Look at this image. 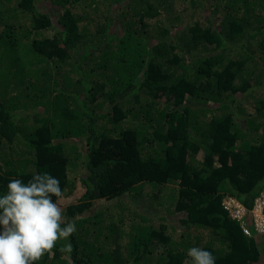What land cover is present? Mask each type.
<instances>
[{
  "label": "trees",
  "instance_id": "obj_1",
  "mask_svg": "<svg viewBox=\"0 0 264 264\" xmlns=\"http://www.w3.org/2000/svg\"><path fill=\"white\" fill-rule=\"evenodd\" d=\"M182 1L0 0V195L50 173L76 225L35 264H102L122 229L111 264H190L191 247L264 264V232L223 205L264 190V0L179 22Z\"/></svg>",
  "mask_w": 264,
  "mask_h": 264
},
{
  "label": "clouds",
  "instance_id": "obj_2",
  "mask_svg": "<svg viewBox=\"0 0 264 264\" xmlns=\"http://www.w3.org/2000/svg\"><path fill=\"white\" fill-rule=\"evenodd\" d=\"M6 188V193L0 195V264H35L45 253L51 252L58 241L67 240L76 232L75 223L66 222L63 208L52 200L53 196L61 198L63 190L59 180L50 173L35 174L27 182L12 179ZM229 197L242 208L237 216L235 209L231 211L223 203L231 216L241 219L248 212L253 223L250 211L256 199L264 197V190L256 195L249 210L236 198ZM241 222L244 221L241 219ZM250 232L248 229V233H244ZM256 233L262 232L254 229ZM60 250L70 252L71 244ZM187 256L191 258L190 264H215L216 260L211 252L199 247L189 248Z\"/></svg>",
  "mask_w": 264,
  "mask_h": 264
},
{
  "label": "rangeland",
  "instance_id": "obj_3",
  "mask_svg": "<svg viewBox=\"0 0 264 264\" xmlns=\"http://www.w3.org/2000/svg\"><path fill=\"white\" fill-rule=\"evenodd\" d=\"M12 1H15V0H12ZM198 1L199 0H183L182 1L183 2V6H182L183 11L181 12L182 13L181 14L182 19L179 20V22H183L189 18L190 14H188V13L192 12L191 4H193L194 6H199L200 4L198 3ZM44 5H46V7H48L49 11H51V12H59L60 7L56 4L52 3V4H44ZM113 29L116 30L117 29L116 26L113 27ZM144 198L147 199L146 197H144ZM229 198H230L229 196H226L225 198H223V203L227 206H229L231 204V199H229ZM102 200L103 199H98L97 201H95L96 202L95 203L96 208H99L101 206ZM118 237H123V239L120 238L118 240ZM127 238H128L127 235H115V234L106 237V239H104V241L102 242V244L104 245V250L101 251L104 256L103 257L99 256V259L100 260L102 259L101 263L103 264V259H108V257H110L109 262H108V263H110V261L113 260L114 255L118 254L119 252H124L123 254H126V252L128 250V242H126ZM108 243L111 244L113 246V248H111V249L106 248L105 246ZM122 262L125 264H129L131 261L125 262L123 260Z\"/></svg>",
  "mask_w": 264,
  "mask_h": 264
},
{
  "label": "built area",
  "instance_id": "obj_4",
  "mask_svg": "<svg viewBox=\"0 0 264 264\" xmlns=\"http://www.w3.org/2000/svg\"><path fill=\"white\" fill-rule=\"evenodd\" d=\"M226 207L235 209L234 215L239 216L240 210L242 209L239 204L233 200H231V204L229 206L226 205ZM253 221L254 229L257 232H263L264 231V197L257 198L252 210L250 211ZM243 231L245 233H248V228L244 227Z\"/></svg>",
  "mask_w": 264,
  "mask_h": 264
}]
</instances>
